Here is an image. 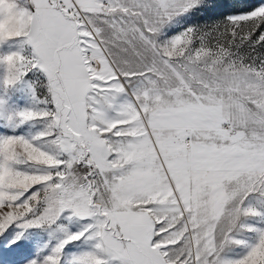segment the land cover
<instances>
[{"label": "snow or ice", "instance_id": "snow-or-ice-1", "mask_svg": "<svg viewBox=\"0 0 264 264\" xmlns=\"http://www.w3.org/2000/svg\"><path fill=\"white\" fill-rule=\"evenodd\" d=\"M0 264H264V0H0Z\"/></svg>", "mask_w": 264, "mask_h": 264}]
</instances>
